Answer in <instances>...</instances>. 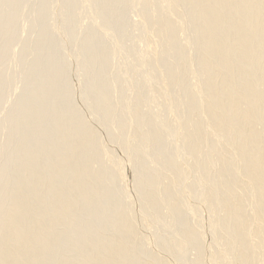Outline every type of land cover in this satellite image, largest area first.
I'll return each instance as SVG.
<instances>
[{"label": "bare ground", "instance_id": "obj_1", "mask_svg": "<svg viewBox=\"0 0 264 264\" xmlns=\"http://www.w3.org/2000/svg\"><path fill=\"white\" fill-rule=\"evenodd\" d=\"M21 1L0 264H264V0Z\"/></svg>", "mask_w": 264, "mask_h": 264}, {"label": "rangeland", "instance_id": "obj_2", "mask_svg": "<svg viewBox=\"0 0 264 264\" xmlns=\"http://www.w3.org/2000/svg\"><path fill=\"white\" fill-rule=\"evenodd\" d=\"M26 12H27V1H23L22 0L18 4V15H19V17L13 20V22L9 25V27L7 28V30L4 31L3 34L6 33L7 35L12 37L13 39H16V36H17V34L19 32V29H20V26H21V22H22L21 15H25ZM9 62L10 61L8 59H4L3 61H1V63H0V72L5 70V68L11 64V62L10 63Z\"/></svg>", "mask_w": 264, "mask_h": 264}]
</instances>
